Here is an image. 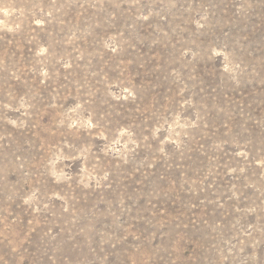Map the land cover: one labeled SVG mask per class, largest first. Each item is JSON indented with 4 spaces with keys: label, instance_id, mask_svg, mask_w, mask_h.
<instances>
[{
    "label": "rangeland",
    "instance_id": "1",
    "mask_svg": "<svg viewBox=\"0 0 264 264\" xmlns=\"http://www.w3.org/2000/svg\"><path fill=\"white\" fill-rule=\"evenodd\" d=\"M0 264H264V0H0Z\"/></svg>",
    "mask_w": 264,
    "mask_h": 264
}]
</instances>
